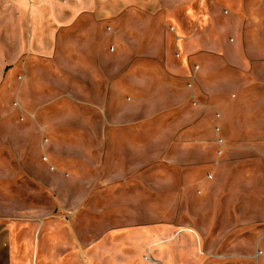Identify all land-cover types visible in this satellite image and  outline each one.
<instances>
[{"label":"rangeland","instance_id":"rangeland-1","mask_svg":"<svg viewBox=\"0 0 264 264\" xmlns=\"http://www.w3.org/2000/svg\"><path fill=\"white\" fill-rule=\"evenodd\" d=\"M207 1L218 57L175 52L172 17L139 11L27 69L29 48L20 66L0 47V264L47 246L62 264H264V0Z\"/></svg>","mask_w":264,"mask_h":264},{"label":"crops","instance_id":"crops-1","mask_svg":"<svg viewBox=\"0 0 264 264\" xmlns=\"http://www.w3.org/2000/svg\"><path fill=\"white\" fill-rule=\"evenodd\" d=\"M174 2V0H0V47L14 48L11 53L20 66L24 63L22 57L25 54V49L23 48H29L28 58L24 66L27 69L26 66L30 63L32 53L34 57L36 56V48L45 49L59 46L65 39L72 41L71 37L74 30L79 45L84 40L81 36L85 21L92 20L97 25L95 27H98L101 20H108L131 11H139L149 16L165 15V17H172L177 26H174L175 29L171 32L170 45L175 52H183L184 56H188L189 53H194L197 56H221L219 52H221L222 43L208 35L212 24L217 29L215 16L209 1L187 0L186 4L181 1L179 5ZM64 10L73 15L71 24H69L70 20L61 21L56 17L60 11ZM185 13L189 27L188 34L184 32L181 24L183 22L182 18H176ZM74 22L75 25L70 27ZM94 29L96 31V28ZM110 30L116 33L115 29L110 28ZM63 31H65V34H63ZM253 45L264 48V38L256 39ZM38 53L40 52L38 51ZM49 53L44 52L41 55L46 58ZM253 55L254 60H257L253 62L254 69L257 68V65L258 67L261 64L264 65V49L258 50L257 55ZM168 56L169 54L166 51L161 56L155 52L146 54L147 59H154L162 64H169ZM157 58H160L161 61ZM202 66L203 74L204 71L211 68V64L205 65L204 61ZM258 76L256 87L253 88V95L264 93V76L260 74ZM107 254L115 255L116 253L108 252ZM44 255L45 264H62V257L54 259V261L52 258L55 255H62L61 249H54L53 252V249L49 248L48 251L47 246ZM11 259L13 263V258L11 257ZM117 260L120 261V258L110 257L106 259L111 264H116ZM121 260H124L122 262L129 261L128 258L124 259L123 257H121ZM124 264H131V260L129 263Z\"/></svg>","mask_w":264,"mask_h":264},{"label":"bare ground","instance_id":"bare-ground-1","mask_svg":"<svg viewBox=\"0 0 264 264\" xmlns=\"http://www.w3.org/2000/svg\"><path fill=\"white\" fill-rule=\"evenodd\" d=\"M178 2V1H177Z\"/></svg>","mask_w":264,"mask_h":264}]
</instances>
